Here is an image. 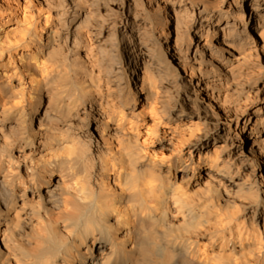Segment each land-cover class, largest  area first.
Wrapping results in <instances>:
<instances>
[{"label": "clouds", "instance_id": "9594fccd", "mask_svg": "<svg viewBox=\"0 0 264 264\" xmlns=\"http://www.w3.org/2000/svg\"><path fill=\"white\" fill-rule=\"evenodd\" d=\"M0 264H264V0H0Z\"/></svg>", "mask_w": 264, "mask_h": 264}]
</instances>
